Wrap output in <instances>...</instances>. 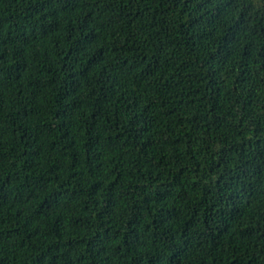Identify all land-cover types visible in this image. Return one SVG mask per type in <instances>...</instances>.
<instances>
[{"label": "trees", "instance_id": "16d2710c", "mask_svg": "<svg viewBox=\"0 0 264 264\" xmlns=\"http://www.w3.org/2000/svg\"><path fill=\"white\" fill-rule=\"evenodd\" d=\"M0 264H264V0H0Z\"/></svg>", "mask_w": 264, "mask_h": 264}]
</instances>
